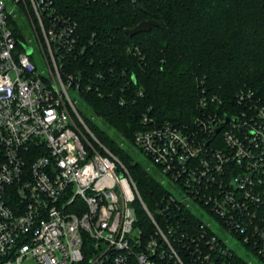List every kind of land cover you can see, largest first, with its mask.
Returning <instances> with one entry per match:
<instances>
[{
    "label": "built area",
    "instance_id": "built-area-1",
    "mask_svg": "<svg viewBox=\"0 0 264 264\" xmlns=\"http://www.w3.org/2000/svg\"><path fill=\"white\" fill-rule=\"evenodd\" d=\"M12 2L41 32L49 74L19 49L18 14L0 0V264H185L183 253L233 264L236 241L264 262V100L242 95L230 116L204 96L193 129L145 117L134 145L168 179L151 212L70 95L81 90L62 70L75 25L52 0Z\"/></svg>",
    "mask_w": 264,
    "mask_h": 264
},
{
    "label": "trees",
    "instance_id": "trees-1",
    "mask_svg": "<svg viewBox=\"0 0 264 264\" xmlns=\"http://www.w3.org/2000/svg\"><path fill=\"white\" fill-rule=\"evenodd\" d=\"M52 1L76 27L75 49L63 55V74L79 79L78 93L125 142L134 144L135 134L150 125L145 117L159 126L193 129L204 96L216 98L219 112L230 116L242 109V95L264 100V0ZM17 18L20 23L13 18L10 27L25 52L29 21L22 10ZM144 21L160 27L134 37L126 33ZM85 122L123 162L154 212L167 188L132 164L120 142ZM135 207L140 226L151 230L139 199ZM182 256L185 264H197ZM233 264L251 263L235 257Z\"/></svg>",
    "mask_w": 264,
    "mask_h": 264
},
{
    "label": "rangeland",
    "instance_id": "rangeland-1",
    "mask_svg": "<svg viewBox=\"0 0 264 264\" xmlns=\"http://www.w3.org/2000/svg\"><path fill=\"white\" fill-rule=\"evenodd\" d=\"M5 2L7 5V13L12 12L13 14L17 13L19 15V8L13 4L12 0H5ZM30 10H32L31 6H30ZM14 20L20 23L19 18H14ZM28 21H29L28 26L30 31H27L28 33L26 32L25 34L28 44L32 43L31 47H33L34 49V54L31 56V61L37 67L39 73L48 75L49 69L46 63V57L44 55L45 53H47L48 55V52L44 45L43 37L39 29L38 30L36 29L35 31V29L33 28V24L31 22L29 15H28ZM22 26L23 24H21V28ZM37 34L39 36V39L37 38ZM70 95L73 98V100L77 102L78 111L90 125L97 126L101 132H103L113 140L120 142L121 146L127 151L128 155L130 156L132 164L134 165L139 164L142 167L148 169L149 172L154 177L160 180H165L168 187V179L164 175H162L161 172H159L160 169L143 152H141L134 144L125 142L123 139H121L120 135L114 129H110L109 127H107L103 123V121L99 117H97L96 114L92 111V109L87 105L86 101L84 100L83 96L80 93H78L76 90L73 89L70 91ZM93 134L97 137V139H99V137L94 132ZM169 189L171 188L169 187ZM201 215H204L206 218H208L204 213H201ZM208 220H210V217L208 218ZM236 244H237V246L235 247L236 251L239 252L246 259L247 262H250L251 264H264L263 261L257 258L253 253L248 251L247 248L244 247L242 244H240L237 241Z\"/></svg>",
    "mask_w": 264,
    "mask_h": 264
},
{
    "label": "water",
    "instance_id": "water-1",
    "mask_svg": "<svg viewBox=\"0 0 264 264\" xmlns=\"http://www.w3.org/2000/svg\"><path fill=\"white\" fill-rule=\"evenodd\" d=\"M154 27H160V24L156 21H144L134 29L127 30L126 33L130 37H134L138 34L151 32ZM25 51L30 57L33 55V48L25 46ZM227 120H229V117H227Z\"/></svg>",
    "mask_w": 264,
    "mask_h": 264
}]
</instances>
